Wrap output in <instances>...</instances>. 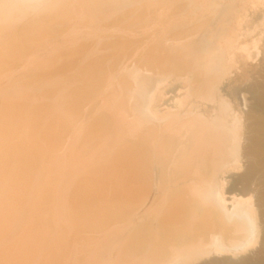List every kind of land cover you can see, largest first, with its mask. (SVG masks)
Segmentation results:
<instances>
[{
  "label": "bare ground",
  "instance_id": "1",
  "mask_svg": "<svg viewBox=\"0 0 264 264\" xmlns=\"http://www.w3.org/2000/svg\"><path fill=\"white\" fill-rule=\"evenodd\" d=\"M93 1H99L100 6ZM93 1L89 4L98 7L84 4L82 0L83 4L80 0H44L31 4V0H0V264H116L114 258L124 255L126 243L129 248L138 250L128 260L125 256L118 259H125L121 261L123 264H264V58L258 64L246 62L227 87V93L236 99L240 80L251 77L248 81L251 103L242 119L246 120L244 127L239 116L243 113L242 108V111L231 112L229 105L218 96L222 80L211 84V76L225 70V51L222 54L220 46L213 40L216 34L211 31L210 37L206 33L191 42L188 53L192 54V63L205 72L204 78L195 80L197 86L206 85L199 96L215 99L218 108L212 111L205 102L196 109L174 113L168 126L159 125L149 132L128 134L137 128L140 119L151 118L153 108L161 115L169 109L159 106L160 95L150 105L156 83L157 47L137 54L145 66L143 70L139 71L140 68L135 66L132 70L123 68L118 73L120 90L117 91L115 84L104 79L107 68L93 63L95 51L99 53L98 33L112 26L111 20L119 19L116 16L124 13V9H132L136 1L141 0ZM76 2L89 6L86 8L87 11L91 9L88 12L95 17L91 20L94 26L96 19V25L102 27L98 31L97 27H85L82 33L67 39L78 44L77 47L66 48L60 39L51 44L43 37L41 24L56 25L64 13L60 5L65 8ZM232 13L220 11L217 30L225 31L224 21ZM33 26L40 28L35 27L30 34L37 38L26 44L35 45V49L21 65L13 68L15 62L8 60L10 54L21 46L20 40L26 39L27 31ZM118 30L125 32L122 27ZM86 40H91L93 54L88 58ZM51 45H56L55 49L60 52L52 53ZM71 50L75 55L62 54L63 51L68 55ZM45 54L49 56L45 57ZM122 59H118L121 64L126 61L124 57ZM188 78L186 75V80ZM105 106L114 107L104 110ZM176 123L190 131V137L177 142L183 146L184 157L200 161L197 167L188 166L192 169L183 174L180 183L174 187L179 189L193 183L192 192L183 193V196L179 191H158L160 177L165 172L160 154L163 149L161 145L157 147L156 154L144 145L146 138L162 136L165 139L167 135L163 132ZM175 140L168 136L166 142ZM57 151L58 154L51 156ZM206 151L216 155V163L223 158L237 159L238 165L231 171H239L231 175V187L226 191L221 177L215 173L206 175L205 157L202 156ZM156 174L157 194L150 184ZM139 180H147L150 186L146 189L151 192L145 207L130 220L131 224L141 220L142 228L149 222L157 224V235L153 233L149 243L143 244L145 240L139 237L138 230L133 235L129 231L127 235L130 226L124 223L127 228H122L126 231L119 225V228L113 226V231H119L105 235L103 239L99 237L100 241L82 257L77 258L74 250H63L59 246L60 242L67 245L66 238L79 221L90 219L106 223L112 220L111 213L117 208L105 209L107 200L117 207L123 201L134 205L136 199L132 196L134 190L139 189ZM123 184L129 186L122 190L130 192L118 194L121 189L117 186ZM234 190L239 193H233ZM253 194L256 196L255 209L247 206V198ZM158 196L162 199L160 205ZM155 203L156 219L150 212ZM215 210L223 211L225 218L237 216L232 230L224 227L222 215L218 221L213 220L212 211ZM93 211V217L87 216ZM62 221L67 236L61 231ZM183 226L186 236L165 247L169 231ZM120 230L123 233H119ZM75 232L72 231L71 236ZM244 238L253 245L257 242L256 247L244 249L240 243ZM110 247L115 256L109 252ZM33 251L39 255L32 258Z\"/></svg>",
  "mask_w": 264,
  "mask_h": 264
},
{
  "label": "rangeland",
  "instance_id": "2",
  "mask_svg": "<svg viewBox=\"0 0 264 264\" xmlns=\"http://www.w3.org/2000/svg\"><path fill=\"white\" fill-rule=\"evenodd\" d=\"M31 1L32 2H30V4L44 0ZM83 1L84 0H82V2ZM91 1L93 0H88L87 3L89 4V2L91 3ZM82 2L81 4L86 3ZM98 2L99 1H97L96 3L95 1L94 3L99 5L100 3ZM81 4L78 2L73 4L70 3L69 5L67 4L65 8L63 7V5H60L61 9L64 10V13L62 12L63 14L57 20L56 25L50 26L47 23L41 24L43 25V27L40 28L44 29V31H42L44 33L43 37L47 38V40L51 44L57 39H60V43H62L63 46L66 45L65 47L67 48L68 46L75 47L76 44L74 45L73 42L70 43L68 40L71 39V37H75L79 33H82L85 27H97L96 30L98 31L102 26L98 24L96 25V19H94L96 22L94 26V22L91 20L95 17H92L93 15H91V12H88L91 9H88L87 11L86 8H89V6L98 7V5L96 6L95 4H89V6L85 7ZM222 9L225 10V13L227 11L228 13L234 12L232 13V15L229 14L231 15L230 18H228L229 16H227L228 20L226 19L224 21V25L226 28L222 25V27L225 28V31L217 30L220 24L219 16ZM87 12L90 15H88ZM85 13H87V15H85ZM124 13L118 14L116 16L119 19H114L115 17H113L115 21L111 20L112 26L105 27L106 30L103 33H98L100 42L98 45L99 53H96L95 51L94 56L96 57V60H94L93 63H95L96 65L98 64L100 68H107V71H104L103 73L104 79L109 80L112 84H115V89L119 91L120 89L118 88L117 83L118 73L123 71V68L132 70L135 66L140 68L138 69L139 71L143 70L145 66L140 61V56H137V54L142 51H147L151 48L157 47V74L154 75L156 83L152 91V99L150 100V105H153L155 98L159 99L161 97V101L160 99L158 100L161 103L159 104V102L157 101V105L159 104V106H167L169 108L167 109L168 111H164L166 113L164 115L157 113L156 109L153 108L154 110L152 111L151 118L140 119L136 124L137 128L131 130L128 134H134L140 131L145 132V130L149 132L150 130L157 129V127L160 126H168V123L173 120L171 118L174 113L178 114L182 111L186 112L187 110L190 111L192 109H196L195 107L205 102L209 105L206 107L211 108L212 111L218 108L215 99H206L199 96L203 91H205L206 85L203 83L202 85L197 86L195 80L201 77L204 78L205 72L202 68L197 67L192 63V54L188 53L191 42L204 36L206 33L208 34V37H210L211 31L215 32L216 34L213 37V40L220 46L222 54L225 51V53L223 54L225 70H223V73L213 74V76H211V84L215 85L218 80H222L220 82V91H217L218 96L220 95L219 98L221 97L224 102L229 105L227 107L231 110V112H237L236 110H243V113H240L239 116L242 117H240L241 120L245 119V115L247 114L250 107L249 103H251V100L249 98L250 95L248 92V81L251 79V77L247 76L245 77V80H240L241 82H239L240 84H238L239 91L237 88L236 93L238 94L236 95L238 97L236 99H234L230 94L227 93V87L228 84H230L229 82H231V80L241 72V68L244 67V64H246V62L247 64H251V62L252 64H258L259 61L264 58V0H141V2L136 1L132 9H124ZM35 27H37V30L40 29L38 26H33L30 30H28V36L26 37V39L20 40L21 46H18L16 48V51L10 54V58L8 60H13L12 62H15V66H13V68L21 65L25 61V58L31 55L29 52L35 49V45L30 46L26 44L28 40H30V42H35L37 36L33 37L32 35H30L33 31H35ZM121 27L122 29L125 28V32L118 30ZM213 28L214 30H212ZM87 30H85V32ZM38 37L42 38V35H39ZM86 41V52H88V58L93 54L91 53V40ZM238 41L240 44L238 43ZM55 46L56 45L52 46V53L56 51L60 52V50L55 49ZM77 46L78 44L76 45V47ZM37 47L40 48L41 45ZM42 49L44 48L42 47ZM178 51L180 53L179 55L173 54L174 52L176 53ZM47 54H45V57L49 56ZM62 54L64 56L70 57L75 55V51L71 50L68 55H65V53L62 51ZM123 57L126 59V61H123L121 64L118 59H122ZM165 61H168L167 65L165 64ZM159 63L160 65L158 66ZM162 67L164 68L161 69ZM186 75L189 76L188 80H186ZM164 102L165 105L163 104ZM111 107L114 106H107V108L105 106L106 109L104 110H107ZM240 108H242V110ZM241 122V125L244 127L246 124V120H242ZM242 126L241 129H243ZM163 134L167 135L165 139L160 136L158 138H146V140L144 141L146 149L153 153L157 154V147H159L160 145V147H162L163 149V152H161L160 154L161 165L165 172L160 177L158 191L160 193L179 191L183 196V193L188 194L189 192H192L193 183L179 188L181 190L175 189L174 187L177 186V183H180V179L183 177V174L188 173L189 170L192 169L188 166L197 167L200 165V161L199 159L194 158H192L191 160H186L183 155V146L181 144H177L178 141H185L187 137H190V131L188 127L176 123L171 125L168 131L165 133L163 132ZM168 136L173 137L174 139L176 138V140L174 142H166ZM115 147L117 146L115 145ZM58 153L59 151L52 152L51 156L54 157V154ZM202 156L205 157L203 168H206V175L209 176L215 173L219 177H221L223 188L225 191L229 187H231V175H235L236 172L239 171L238 169L235 171H231L232 168H235L238 165L237 159L223 158L221 161L216 163L214 162L216 160V155L213 152L206 151L202 154ZM146 181L147 180L138 181L139 189L134 190L133 193L135 196H132L133 198L135 197L134 200L136 199L135 201H133L134 205L131 206V204L133 203L123 201L121 202V205L119 207L112 206L113 204L108 203L107 198V201L105 202L107 206H105L104 208L107 210L117 208L111 213L113 214L111 215L112 220H109L106 223L104 221L99 222L98 220L92 222V220L90 219L79 221L77 222L78 225L76 224L73 227L74 230L70 231V237L66 238L67 245L63 242H60L59 246L63 250H74V254L77 256V258H79L80 256L82 257L92 249L91 247H94V244H96L98 240L100 241L101 237L103 239L106 238L107 235H114L116 231H113V226L118 228L120 226L122 231H126L123 229L127 228L125 227L124 223L127 226L129 225L130 227H128L130 229L131 227L133 229L130 230L129 228H127V235H129V231L130 234L133 235L138 230V234L140 235L139 237L145 240V243L143 244L149 243L152 234L155 233L157 235V224H151L149 222L145 225L144 228H142V225H140V223H142L141 220H134V225L131 224L132 222L130 220L133 216L136 217V214L143 209L142 207H145L148 201V193L151 191L148 192V190L146 189L148 186H150ZM150 184L155 187L154 190L157 194V174L152 179ZM128 186V184L117 186L121 189L118 190L117 193L122 194L123 192H130L129 190H122L126 189V187ZM233 193L238 194L239 192L237 190H234ZM254 197L256 198V196L253 194L251 197L247 198V206H250L251 208L253 207V209H255L256 207V205L253 204L256 202V199ZM157 201L158 205L162 203V199L159 196L157 198ZM156 203L153 204L154 207L157 206ZM126 206L129 208H127ZM125 208H127L128 211L131 210L132 212L130 211V213L128 212V214ZM156 209L157 207L152 208V211L150 210V212H153L152 215L154 216V211ZM123 210L126 211L123 212ZM20 211H22V209H20ZM212 213V215H214V221L216 219L218 221V217L222 215L221 217L225 225L224 227L231 230L234 228L233 226L234 223L236 224L237 216L232 215L229 218H225L226 214H224L223 211L219 212L216 210L212 211ZM88 215H92L93 217L94 211L89 212L87 216ZM153 217L151 219H153ZM156 218L157 216H155V219ZM63 223L65 222L62 221L61 231L64 232V236H67V231H65L64 229L66 225ZM200 223L201 222L198 221L199 226ZM108 229L110 230L107 233ZM185 230V226H183L179 230L171 229V231H169L168 233V242L166 243L165 247H170V245H172L171 242H178L182 237H185L187 233ZM72 231H76L73 236H71ZM122 231L119 233H123ZM221 231L225 234L224 230L221 229ZM104 232L106 234H104ZM241 232L245 234L249 233V231L247 230H241ZM241 232L238 231L237 233ZM162 235H164L163 232ZM245 239L246 238H244L243 241L240 242L244 249L251 247L253 248L254 246L256 247L257 242H255L256 244L253 245L254 243L252 244L250 242H246ZM104 240L107 241L109 239ZM110 240L113 241V238H110ZM129 240L130 238H128L127 242ZM106 241L105 243H107ZM155 241H157V238H155ZM109 244L110 243H108L107 246H109ZM113 247H110L111 250H109V252H111V254L114 253L112 256H115V252H112ZM117 247L118 246L114 248H116L117 250L119 249ZM136 250L138 249L129 248L126 243L124 255L121 254L118 256V258H114V260L117 262L116 264H123V262L121 261L125 259H118L125 256L128 260L129 256L134 254ZM38 255L39 252L33 251L31 257H37ZM113 263L114 262H112V264ZM176 264L179 263L177 262Z\"/></svg>",
  "mask_w": 264,
  "mask_h": 264
}]
</instances>
